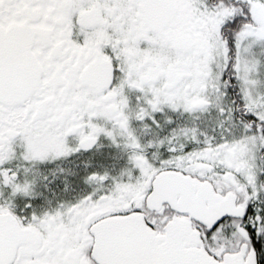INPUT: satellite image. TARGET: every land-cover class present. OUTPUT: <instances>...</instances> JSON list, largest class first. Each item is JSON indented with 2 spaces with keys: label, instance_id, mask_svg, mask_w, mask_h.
Masks as SVG:
<instances>
[{
  "label": "snow or ice",
  "instance_id": "1",
  "mask_svg": "<svg viewBox=\"0 0 264 264\" xmlns=\"http://www.w3.org/2000/svg\"><path fill=\"white\" fill-rule=\"evenodd\" d=\"M0 264H264V0H0Z\"/></svg>",
  "mask_w": 264,
  "mask_h": 264
}]
</instances>
